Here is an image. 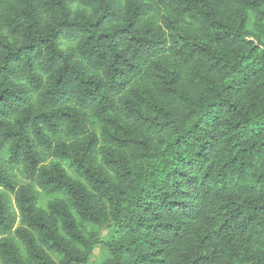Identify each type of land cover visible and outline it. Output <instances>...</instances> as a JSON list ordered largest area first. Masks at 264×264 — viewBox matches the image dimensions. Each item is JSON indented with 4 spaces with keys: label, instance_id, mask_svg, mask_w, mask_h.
Listing matches in <instances>:
<instances>
[{
    "label": "trees",
    "instance_id": "16d2710c",
    "mask_svg": "<svg viewBox=\"0 0 264 264\" xmlns=\"http://www.w3.org/2000/svg\"><path fill=\"white\" fill-rule=\"evenodd\" d=\"M96 246L264 264V0H0V264Z\"/></svg>",
    "mask_w": 264,
    "mask_h": 264
},
{
    "label": "rangeland",
    "instance_id": "374dc122",
    "mask_svg": "<svg viewBox=\"0 0 264 264\" xmlns=\"http://www.w3.org/2000/svg\"><path fill=\"white\" fill-rule=\"evenodd\" d=\"M112 230H113V223L110 221L99 227L98 231L100 233L102 240L107 238L108 234H110ZM108 256L109 254L107 249H105L102 246H96L87 264H102L108 258Z\"/></svg>",
    "mask_w": 264,
    "mask_h": 264
}]
</instances>
